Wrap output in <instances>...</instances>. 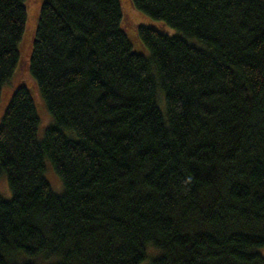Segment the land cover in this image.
Masks as SVG:
<instances>
[{
    "label": "trees",
    "instance_id": "trees-1",
    "mask_svg": "<svg viewBox=\"0 0 264 264\" xmlns=\"http://www.w3.org/2000/svg\"><path fill=\"white\" fill-rule=\"evenodd\" d=\"M29 1L0 0V264H264V0Z\"/></svg>",
    "mask_w": 264,
    "mask_h": 264
},
{
    "label": "rangeland",
    "instance_id": "rangeland-1",
    "mask_svg": "<svg viewBox=\"0 0 264 264\" xmlns=\"http://www.w3.org/2000/svg\"><path fill=\"white\" fill-rule=\"evenodd\" d=\"M43 1L44 0H30L29 1V6H30V10H31V18H30V28L31 29L35 26V24L37 22V18L39 16L40 8L42 6ZM132 16L137 17V14L135 13V11L132 12ZM50 122H51V117L47 113L43 114L42 115V120H41V124L42 125L40 126V129H39V136L40 137H43L44 128ZM49 179L51 180V182L54 185L55 189L57 191H60L59 190V188H61L60 181H59L58 177L53 172H50ZM0 192L2 193L4 198L10 199L11 190H10V187H9L8 180H7L6 176H1V178H0ZM147 262L148 261L143 262L141 264H147Z\"/></svg>",
    "mask_w": 264,
    "mask_h": 264
}]
</instances>
